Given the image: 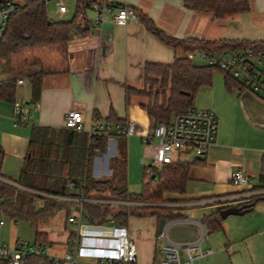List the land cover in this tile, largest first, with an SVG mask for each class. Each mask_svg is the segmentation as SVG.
I'll list each match as a JSON object with an SVG mask.
<instances>
[{"label": "crops", "instance_id": "obj_1", "mask_svg": "<svg viewBox=\"0 0 264 264\" xmlns=\"http://www.w3.org/2000/svg\"><path fill=\"white\" fill-rule=\"evenodd\" d=\"M113 5H122L148 14L165 33L177 37H197L206 40L259 41L264 40V0H251V10L225 19H217L208 12L195 11L185 5V0H107ZM118 6L105 16L99 26H91L90 35L77 38L70 44L71 58L65 65L56 63L55 72L47 73L38 102H32V85L29 75L42 69V64L25 68L17 79L16 101L23 103L31 115L30 122L15 125V102L0 99V147L4 152L1 177L16 182L24 167L29 139L34 126L65 128L66 114L71 109L83 112L85 123L90 125L96 112L106 118L111 110L134 122L136 135L141 138L152 130V121L141 106L143 98L134 96L126 103L125 86L142 88L144 65L148 62L171 64L182 50L161 41L136 16L127 25H118L114 14ZM91 19L94 12L89 10ZM46 68V66H44ZM23 70V69H22ZM25 74V75H24ZM29 83V88L19 94L20 86ZM23 84H18V80ZM213 86V85H212ZM208 87H203L194 102V107L213 110L218 118L217 143L202 157L193 156L175 161L195 162L191 167L190 180L184 194L166 193L170 206L182 215L204 216L219 208L243 206L252 197H236L249 194L254 186H264L262 158L264 156V99L248 91L236 89L215 101L206 97ZM208 89V90H205ZM201 91H206L202 92ZM39 106V109L36 108ZM113 138V137H111ZM108 150H110V141ZM114 147L118 154V140ZM145 145V144H144ZM104 154H107L109 151ZM114 155V156H115ZM188 155V154H186ZM98 156H96L97 158ZM242 168L250 183L238 186L233 183V173ZM262 188L258 189L261 190ZM244 215H230L223 220L222 229L207 234L203 247L214 248L212 255L196 259L194 264H264V197ZM154 219L143 229L129 232L137 244L139 264H163L164 254L159 252V223ZM1 222V220H0ZM6 222L0 226L4 227ZM16 231L17 224H12ZM65 227L63 218L55 223L56 230L49 235L52 242H64L66 236L58 230ZM8 239V241H7ZM3 237L1 242H11L16 236ZM61 245V244H58Z\"/></svg>", "mask_w": 264, "mask_h": 264}, {"label": "trees", "instance_id": "obj_2", "mask_svg": "<svg viewBox=\"0 0 264 264\" xmlns=\"http://www.w3.org/2000/svg\"><path fill=\"white\" fill-rule=\"evenodd\" d=\"M20 11L13 15L0 43V58L6 62V69L16 71L27 66L24 59L27 52L49 49L55 52L62 65L71 58L70 44L77 38L90 35L91 21L88 11L95 3H109L107 0H75L76 12L70 20H53L47 12L46 0H18ZM185 5L195 11L208 12L217 19H225L251 10V0H185ZM123 7L122 5H114ZM134 10L138 19L161 41L182 50L171 64L151 63L144 65L142 88L125 86L126 103L138 96L145 101L141 106L147 111L152 128L159 123L169 122L176 114L194 105L199 91L213 85L216 71L224 73L225 86L229 91L243 86L221 68L209 64H197L187 57L189 51L203 50L219 52L225 49L253 48L264 50V40L231 41L206 40L197 37L177 38L165 33L154 20L140 10ZM23 59V60H22ZM40 64V63H39ZM56 69L45 68L29 75L32 85V102H38L47 73ZM17 79L0 83V99L16 101ZM98 118H102L97 114ZM115 125L127 121L111 110L105 118ZM111 136L76 132L66 128L34 126L29 139L28 152L20 178L11 182L0 178V215L15 221H25L36 229L35 240L52 243L48 234L39 230L42 221L55 216L63 209H70L68 203L58 200L67 195L91 196L106 194L119 200L139 202L137 206L86 204L85 215L95 223L109 220L127 226L131 216H153L158 220L180 216L170 206L166 193L184 194L190 180L191 167L195 162L177 160L164 164L153 177H145L140 193H131L128 187V146L127 136L115 135L118 140V154L111 159L113 174L100 179L94 175L96 156L108 150ZM4 152L0 147V177ZM262 179H264V156L262 158ZM69 182H76L77 188H70ZM82 183V185H81ZM264 189L254 186L252 189ZM261 196H253L248 203L253 208ZM226 208V207H225ZM219 208L204 216L207 233L221 230L223 220ZM22 264H63L49 260L45 254L26 256Z\"/></svg>", "mask_w": 264, "mask_h": 264}, {"label": "built area", "instance_id": "obj_3", "mask_svg": "<svg viewBox=\"0 0 264 264\" xmlns=\"http://www.w3.org/2000/svg\"><path fill=\"white\" fill-rule=\"evenodd\" d=\"M110 4L106 2L93 4L90 9L94 12L91 26H99L105 16L112 12L113 6ZM68 10L67 4L63 0H59L56 11L59 14H65ZM19 11L18 0H0V43L10 18ZM135 17L134 10L129 7H119L114 14L115 22L118 25H127L128 21ZM186 55L191 60H203L206 61V64L221 68L240 82L244 91L264 99V50L253 48L225 49L219 52L196 50L189 51ZM18 84H23V80H18ZM36 108L39 109V106L36 105ZM14 110L15 125L30 122L31 115L23 103L16 101ZM65 128L76 132H85L89 136L115 137V135L136 134L134 122L115 125L104 118H98L96 112L93 114L91 124L87 125L83 112L78 109H71L67 112ZM218 130L219 122L216 113L211 109L194 106L176 114L169 122L157 124L151 132L143 137L146 149L145 157L151 159L150 163L145 164L146 175L148 177L155 176L164 164L175 161L176 154L205 156L208 150L217 143ZM232 180L238 186H247L250 183L249 175L242 168L233 173ZM79 185L76 182H69L72 189ZM245 195L264 197V189L253 190ZM58 200L68 203L70 206L69 210L63 209L58 212L62 214L65 224V227L58 231L65 234L66 238L62 243H54L67 247L63 256L45 253L51 243H40L37 240L31 242L18 238L13 245L0 243L1 264H22L26 256L34 254H45L49 260L63 264H139L138 247L130 239L128 228L115 224L111 220L105 223L90 221L85 215L84 206L100 204L131 207L141 205V203L114 199L104 193L91 196L67 195L58 197ZM4 223L1 220L0 224ZM178 226H194L198 229V233L193 239H175L171 232ZM55 230V224H53L48 226L44 232L49 237ZM207 234L206 226L202 220L187 215L166 219L158 234L160 248L164 254L163 264H194L196 259L214 254L216 251L214 248L205 249L203 247Z\"/></svg>", "mask_w": 264, "mask_h": 264}, {"label": "rangeland", "instance_id": "obj_4", "mask_svg": "<svg viewBox=\"0 0 264 264\" xmlns=\"http://www.w3.org/2000/svg\"><path fill=\"white\" fill-rule=\"evenodd\" d=\"M59 0H51L47 1V12L51 19L53 20H70L73 18L76 12V1L75 0H63L65 4L68 6V12L65 14H59L57 10V3ZM24 59H27L28 63H40L44 64L46 68H55L56 63L54 62L56 58H59L58 55L49 50V49H40L35 52H27L24 54ZM23 60V59H22ZM197 64H206V61L203 60H195ZM35 64V65H38ZM32 65V66H35ZM27 66L26 68L32 67ZM6 62L0 58V81L5 80L11 76H13V71L6 69ZM20 72L16 73L15 76H22L23 73H25V68L19 69ZM17 72V70H16ZM23 72V73H22ZM25 75V74H24ZM24 79L27 82V77L24 76ZM29 88V83L27 82L25 86H20L19 94L24 91V88ZM237 88H234L233 90L236 91ZM208 90V89H205ZM202 92L206 91H201ZM231 91L227 89L224 82V73L221 71H216L213 78V86L209 88V91H207L206 97H210V95L213 97L212 99H215V101L220 100L221 97L225 96L227 93L230 94ZM112 141H110V150L107 154H98V157L95 158L94 162V168L93 172L94 175L97 178L100 179H107L110 178L113 174L112 170V163L111 159L116 154V150L114 147V141L115 137L111 138ZM155 144V143H154ZM127 146H128V187L129 191L131 193H140L142 191V183L145 177H148L145 172V164H148L151 162V159L146 158V149L145 145L142 143L141 138L138 135H129L127 136ZM193 154H182L181 160H187L191 158ZM245 196V193L237 194L236 197L243 198ZM196 218L200 217L194 215ZM62 218V214L58 213L55 217H51L49 219H46L42 221L39 225V230L44 231L47 229L48 226H51L58 222ZM0 220H3L6 222V225L4 227L0 226V243L3 237L8 238V236H16L19 239L25 240V241H31L33 242L35 240L36 235V229L33 228L29 223L25 221H15L13 219H10L7 216L0 215ZM152 216H131L129 218V221L127 223V228L130 233L133 231H136L138 229H143L145 226H148V224H151L153 222ZM12 224H17V229L14 231V228L12 227ZM8 241V239H7ZM159 241V240H158ZM11 243V242H7ZM159 252H160V241H159ZM67 247L63 245H58L56 243H51L48 249L45 251L48 255H57V256H63L65 253ZM1 264V262H0Z\"/></svg>", "mask_w": 264, "mask_h": 264}, {"label": "water", "instance_id": "obj_5", "mask_svg": "<svg viewBox=\"0 0 264 264\" xmlns=\"http://www.w3.org/2000/svg\"><path fill=\"white\" fill-rule=\"evenodd\" d=\"M51 1V0H49ZM114 6L113 4H110ZM252 205L229 206L220 211L222 219H227L230 215H244L251 210ZM166 219L159 222V231L162 229ZM198 229L194 226H178L172 229L171 235L175 239H193L196 237Z\"/></svg>", "mask_w": 264, "mask_h": 264}]
</instances>
